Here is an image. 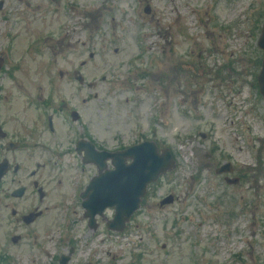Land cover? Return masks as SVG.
I'll return each mask as SVG.
<instances>
[{"label": "rangeland", "instance_id": "1", "mask_svg": "<svg viewBox=\"0 0 264 264\" xmlns=\"http://www.w3.org/2000/svg\"><path fill=\"white\" fill-rule=\"evenodd\" d=\"M0 3V119L31 130L32 159L52 176L44 218L13 226L8 233L23 237L16 245L0 237L8 248L0 264H61L69 249L66 264H264V109L255 82L264 0ZM76 70L92 89L73 79ZM42 93L81 120L55 114L48 135L42 109L29 104ZM82 134L99 149L153 141L172 153L173 170L149 186L120 233L105 228L110 211L87 227L79 194L95 169L72 151ZM223 163L239 185L215 174ZM167 195L173 203L160 207ZM4 204L8 220L13 204Z\"/></svg>", "mask_w": 264, "mask_h": 264}, {"label": "water", "instance_id": "2", "mask_svg": "<svg viewBox=\"0 0 264 264\" xmlns=\"http://www.w3.org/2000/svg\"><path fill=\"white\" fill-rule=\"evenodd\" d=\"M258 47L264 52V27ZM257 84L264 101V60ZM90 156L91 162L97 167L98 175L91 180L82 194L85 217L93 224L95 215H101L107 207H114L113 221L108 227L118 231L123 229L125 222L138 209L147 184L154 182L172 166L169 152L165 150L159 156L155 145L148 142L115 153L96 152L91 146ZM126 159H131V163L126 164ZM107 160H110L113 170H106ZM224 169L221 167L218 172ZM170 200L168 198L163 203H169ZM115 226L118 227L114 228Z\"/></svg>", "mask_w": 264, "mask_h": 264}, {"label": "flooded vegetation", "instance_id": "3", "mask_svg": "<svg viewBox=\"0 0 264 264\" xmlns=\"http://www.w3.org/2000/svg\"><path fill=\"white\" fill-rule=\"evenodd\" d=\"M86 87L91 88L92 86ZM50 104V101L44 103L47 109L50 108ZM57 111L68 116L70 120L73 118V110L70 112ZM75 117L79 118V116ZM13 121L16 120L13 119L3 124L7 128L6 132L0 129V173H4L0 179V237L3 238L5 244H9V247L12 244L16 245L23 239L17 234L8 233L13 226H16V229H22L38 224L48 211V207H45L44 202L50 197L49 180L52 178L45 163H36L35 168H33L34 159L32 157L35 153L32 144L34 140L33 133L24 124ZM47 121L46 125L43 124V130L48 135L54 136L55 127L52 122H49V117ZM16 129L17 132L15 133ZM80 139L81 137L78 140ZM77 152H82L79 142L76 148L74 146L73 149L74 155L77 156ZM44 159L42 158V160ZM44 173L46 174L44 175ZM57 184L61 187L62 183L57 181ZM33 200L35 206L31 210L30 206L25 213L18 212L17 208L22 209L27 205H31ZM3 202L13 204L9 210L11 216L8 219L9 221L2 219L3 211L7 209V204L2 205ZM2 248L8 250L5 245H1L0 252Z\"/></svg>", "mask_w": 264, "mask_h": 264}]
</instances>
